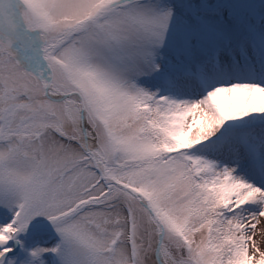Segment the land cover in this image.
<instances>
[{"label":"snow or ice","instance_id":"1","mask_svg":"<svg viewBox=\"0 0 264 264\" xmlns=\"http://www.w3.org/2000/svg\"><path fill=\"white\" fill-rule=\"evenodd\" d=\"M264 0H0V264H264Z\"/></svg>","mask_w":264,"mask_h":264},{"label":"rangeland","instance_id":"2","mask_svg":"<svg viewBox=\"0 0 264 264\" xmlns=\"http://www.w3.org/2000/svg\"><path fill=\"white\" fill-rule=\"evenodd\" d=\"M255 239L257 240L258 244L264 246V220H261L260 224L258 225Z\"/></svg>","mask_w":264,"mask_h":264}]
</instances>
